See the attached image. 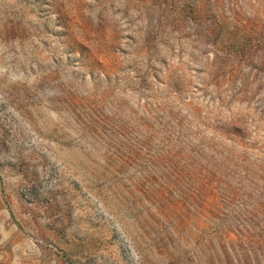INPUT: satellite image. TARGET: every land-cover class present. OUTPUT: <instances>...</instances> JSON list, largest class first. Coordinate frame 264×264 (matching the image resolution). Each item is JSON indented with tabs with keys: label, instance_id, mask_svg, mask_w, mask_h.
<instances>
[{
	"label": "rangeland",
	"instance_id": "obj_1",
	"mask_svg": "<svg viewBox=\"0 0 264 264\" xmlns=\"http://www.w3.org/2000/svg\"><path fill=\"white\" fill-rule=\"evenodd\" d=\"M0 264H264V0H0Z\"/></svg>",
	"mask_w": 264,
	"mask_h": 264
}]
</instances>
